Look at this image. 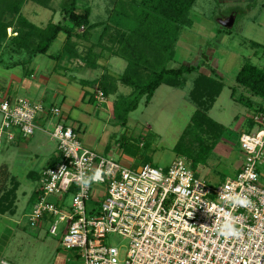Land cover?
Here are the masks:
<instances>
[{"label": "built area", "instance_id": "obj_1", "mask_svg": "<svg viewBox=\"0 0 264 264\" xmlns=\"http://www.w3.org/2000/svg\"><path fill=\"white\" fill-rule=\"evenodd\" d=\"M95 94L105 101L102 91ZM0 115L1 149L4 141L30 138L40 118L59 117L61 109L0 97ZM251 119L253 128L239 138V172L217 185L197 177L184 157L168 167L124 166L58 123L50 132L58 161L41 175L28 222L47 226L52 236L61 233V246L76 251L77 264H264V100ZM97 170L102 180L84 187ZM229 197L251 203L234 206ZM229 220L237 235H221ZM113 234L127 243L109 244Z\"/></svg>", "mask_w": 264, "mask_h": 264}, {"label": "rangeland", "instance_id": "obj_2", "mask_svg": "<svg viewBox=\"0 0 264 264\" xmlns=\"http://www.w3.org/2000/svg\"><path fill=\"white\" fill-rule=\"evenodd\" d=\"M62 3L63 0H53L52 9H45L30 2L23 8L22 13L40 27H45L51 20L53 23H63ZM80 5L89 6L92 9L90 18L92 24L107 21L109 15L107 10L109 12L113 10L112 0H80ZM232 16L235 19L232 28H225L220 24L221 20ZM191 19L193 26L184 29L176 48L175 59L169 63V67L190 65L200 66V70L188 75L186 84L181 88L161 86L148 105L143 99L137 110L129 115V122L126 126L121 125L115 118L113 108L107 110L108 104L114 106L120 98L132 95L133 89L126 87L119 80L127 66L125 60L114 57V52L106 50L102 52L103 57L97 60L99 62L102 59L101 62L105 64L103 60L106 59L104 58L110 57L106 66L99 67L102 69H84L85 71L71 72L69 75L73 74L88 80H97L104 75H111L118 79L115 93L119 90L120 92L117 95H114L115 93L109 95L103 103L95 99V105L91 108L94 111L91 120L89 119L82 125L80 139L83 144L98 154L113 158L121 164L123 160L132 158L136 165L141 167L147 164L155 167H168L179 157H184L189 162L192 160L190 158L192 154L183 151V154H179L174 149L191 124L192 116L197 110L189 98L194 78L199 74L213 73L223 82L224 88L208 115L223 125L222 137H225L223 140L229 143H224L221 138L219 140L221 143L218 142L215 149L208 153L207 168L204 169L200 162L196 166L192 164V169L197 177L214 185L212 178L206 176L208 169L219 175L217 179L226 176L233 177L235 176V164L244 158L239 138L242 131H250L247 125L249 119L252 118L255 106L249 107L240 99L251 98L255 103L263 101L261 98L252 97L245 88L239 86L236 76L246 63L264 69V0H197L191 11ZM102 29L99 26L92 30L94 38L97 34L99 36ZM7 34L12 35V29L8 30ZM64 41L65 35L61 34L51 46L48 54H58ZM91 45V42L81 41L79 50L85 54ZM108 46L110 43L106 37L103 47ZM96 50L102 51L98 48ZM53 61L47 55H37L25 69H33L35 78L33 77L32 80L37 81L40 76H49L45 68H51ZM4 72V69L0 67V80ZM56 73L61 74L62 70L58 68ZM8 83L11 82L8 81ZM15 86L16 84L10 90L13 96L0 95V97H23L30 102H43L47 109L51 107L62 109L63 107L62 95L51 92L48 87L41 91L39 89L37 94L26 93L22 89L16 94ZM8 87L10 88L9 85ZM76 88L81 90L80 86ZM96 88L93 91L94 97L98 89ZM45 91L47 94H44ZM233 91L235 97H232ZM84 111L87 110H81L83 113ZM95 121L98 123L95 124ZM1 123L2 116L0 115V126ZM48 124H50L47 125L48 132L37 128L30 138L15 144L4 141L0 149V168L5 164L10 178L14 177L19 182L15 215L0 216V264H77L80 260L75 257L76 251L61 246V233L52 236L48 233L47 226L33 228L28 222V214L32 208L29 203L30 198L33 192L40 188L39 176L48 168L58 147L56 141L50 136L55 125ZM192 130L193 132L185 137L183 146L191 141L196 142V145L202 141L204 144L209 142L200 133V128L193 127ZM19 139L20 136H18ZM200 156L203 157V154ZM30 171H33L34 175L27 177ZM12 187L8 179L5 190ZM71 199V196L67 197L68 205L71 204ZM108 240L109 244L114 245L123 242L122 237L115 234L111 235ZM126 243L127 241L123 242V244Z\"/></svg>", "mask_w": 264, "mask_h": 264}, {"label": "trees", "instance_id": "obj_3", "mask_svg": "<svg viewBox=\"0 0 264 264\" xmlns=\"http://www.w3.org/2000/svg\"><path fill=\"white\" fill-rule=\"evenodd\" d=\"M30 2L52 9L53 0H0V65L7 70L19 66L26 68L37 55H47L57 63L81 60L87 68L97 69L100 67L97 60L103 57L102 52H114V57L127 62L119 78L120 82L133 89L132 95L127 96L129 98L122 97L113 106L115 118L121 125L128 124L129 115L137 110L143 99L148 105L161 86L181 88L186 84L188 75L200 70V66L190 65L169 67V63L175 59L176 48L184 29L193 26L191 11L197 0H112L113 10H107V21L95 24L91 23L92 9L89 6H81L80 0H63L64 22L53 23L51 20L45 27L34 24L23 15V8ZM99 26L103 28L102 32L94 38L95 35L91 32ZM9 29L13 31L12 35L7 34ZM61 34L65 35L61 50L55 55L48 54ZM106 37L110 46L103 47ZM81 41L92 43L85 54L79 50ZM97 48L102 51L98 52ZM58 68L61 66H57ZM213 75L210 72L209 75L199 74L194 78L189 98L197 110L174 149L179 154H192L189 157L195 166L200 162L202 166H206L208 153L221 140L224 128L208 115L224 88L223 82ZM116 80L118 79L111 75H104L97 80L81 82L85 86L96 85L108 97L116 92ZM236 82L252 97L264 100V69L246 63L237 73ZM232 97H235L234 91ZM240 100L249 107L255 106L253 112L262 104L255 103L251 98ZM253 124L250 119L251 128ZM193 127L201 129L200 133L209 141L207 144L201 140L198 145L191 141L183 146L185 137L193 132ZM202 154L203 157L200 156ZM8 174L6 168H0V215L12 216L17 209L19 182ZM8 179L13 187L5 190ZM38 192L39 190L33 192L30 205H33Z\"/></svg>", "mask_w": 264, "mask_h": 264}, {"label": "crops", "instance_id": "obj_4", "mask_svg": "<svg viewBox=\"0 0 264 264\" xmlns=\"http://www.w3.org/2000/svg\"><path fill=\"white\" fill-rule=\"evenodd\" d=\"M50 55H54V54H50ZM50 59L53 60L52 58H50ZM104 59L108 60V59H110V57L106 56ZM101 60L98 62L99 66H106L105 64L109 63V60L108 61L103 60V61H105V64L102 63ZM53 62L55 64L53 63L51 68H48V69L45 68V70L47 71L46 73H48L49 76L48 77L40 76V79H38L37 81L32 80L35 78V71L33 69L29 70V69H25V68L19 66V67L7 70L3 66L0 65V67H2L5 71L4 72L5 74H3V78L0 80V83H2V84H0V95L13 96V94H10V92H11L10 90L13 88V85H15V84H16V86L14 88H15L16 94L19 92L20 89H22L26 93L37 94L39 89L41 91V90H44L45 88L48 87L51 90V92H53L55 94H59V95L61 94L62 95L61 104L63 105V107L61 109L62 110L61 115L59 117H55V118H48V117L40 118L37 121V128L39 130L44 131V132H48L47 131L48 130L47 125H50L48 123H52L51 125H55V126L58 123H62L65 126H70L74 129H76L77 132L80 134L81 130H82V125H84V123L87 122L89 119L91 120L92 112H94L93 109H91V108L93 107V105H95L94 103L96 100H95V97L93 95V91L95 90L94 88H96L97 86L96 85L95 86H91V85L85 86V84H83L82 82L92 81V80H88L86 78L75 76L73 74L69 75V73H71V72L76 73V71H77V73H78V72L85 71L84 69H90V68H86L84 66V63L81 60H77V61L72 60L70 62L61 61L59 63H57V61L54 60ZM61 64H64V65L62 66ZM57 66H61V68H60V70H62L61 74L56 73ZM100 69H102V68L98 67L97 69H92V70H100ZM92 79H95V78H92ZM8 81H10L11 83H8ZM78 83H79V85H77ZM18 84H20V86H18ZM8 85L10 86V88L8 87L9 89L7 88ZM76 86H80L81 90L77 89ZM47 91H45L46 93H44V94H47ZM119 92H120V90L117 91V93H115L114 95H117ZM6 97H9V96H6ZM111 108H113V106L108 104L107 110H110ZM96 109H98V108H96ZM81 110H87V111H84V113H83V112H81ZM48 120H50V121L47 122ZM94 123L97 124L98 121H95ZM247 127L249 130L252 129L251 128L252 126L249 125V122H248ZM243 132L244 131H242L241 134ZM223 138H225V137H222V140H223ZM17 140L18 139H16V141L12 142L11 144L21 142V140H23V139L20 138L18 141ZM223 142L229 143V141H226L225 139L223 140ZM219 143H221V141ZM57 155H58V148H57L56 152L54 153V156H53L52 160L50 161L48 168L53 166L52 164L54 161H58ZM243 162H244V158L235 164V166H234L235 175L239 172L240 167L242 166ZM125 163H127V164H125ZM122 164L126 165L127 167L133 168V169H138L141 167V166L136 165L134 159H132V158H129L127 160H123ZM1 167H5L8 171V168L5 164L2 165ZM203 168L204 169L207 168V165L203 166ZM47 169H45V170H47ZM260 171L263 174L261 181L264 183V167L260 168ZM8 173H9V171H8ZM33 175H34L33 171H30L27 174V177H32ZM206 176H209L212 178V180L214 181V185L222 183L227 178H230L229 176H226V177H219V179H217L219 175L217 173L215 174L214 172L210 171L209 169L206 172ZM39 177H41V176H39ZM18 191H19V189H18ZM18 191H17V198H18ZM0 216L5 217V215H0Z\"/></svg>", "mask_w": 264, "mask_h": 264}, {"label": "clouds", "instance_id": "obj_5", "mask_svg": "<svg viewBox=\"0 0 264 264\" xmlns=\"http://www.w3.org/2000/svg\"><path fill=\"white\" fill-rule=\"evenodd\" d=\"M61 171H63V169H61ZM101 180H102V173L100 170H97L93 175L90 176L89 180L86 181V183L83 184V186L88 187L92 182L101 181ZM229 200L232 202L234 206L240 205L247 207L248 204L251 203L246 198L229 197ZM220 233L221 235H225V236H229V235L234 236L238 234V229L235 227L233 221L229 220L222 226V228L220 229Z\"/></svg>", "mask_w": 264, "mask_h": 264}, {"label": "water", "instance_id": "obj_6", "mask_svg": "<svg viewBox=\"0 0 264 264\" xmlns=\"http://www.w3.org/2000/svg\"><path fill=\"white\" fill-rule=\"evenodd\" d=\"M234 21H235V19H234V17L232 16V17H229V18H227V19H223V20H221V21H220V24H221L223 27H225V28H232L233 25H234Z\"/></svg>", "mask_w": 264, "mask_h": 264}]
</instances>
